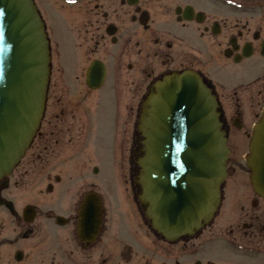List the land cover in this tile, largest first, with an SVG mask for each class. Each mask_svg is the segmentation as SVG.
Wrapping results in <instances>:
<instances>
[{"label": "flooded vegetation", "instance_id": "obj_1", "mask_svg": "<svg viewBox=\"0 0 264 264\" xmlns=\"http://www.w3.org/2000/svg\"><path fill=\"white\" fill-rule=\"evenodd\" d=\"M34 2L50 78L40 126L0 179V264H264V198L238 154L264 105V0ZM183 70L216 94L230 154L212 219L170 241L134 200L133 151L142 99L156 80ZM100 146L127 164L118 174L132 202L104 200L93 177ZM87 194L100 198L91 205L101 222L87 225L94 212H86L80 227Z\"/></svg>", "mask_w": 264, "mask_h": 264}, {"label": "water", "instance_id": "obj_2", "mask_svg": "<svg viewBox=\"0 0 264 264\" xmlns=\"http://www.w3.org/2000/svg\"><path fill=\"white\" fill-rule=\"evenodd\" d=\"M48 75V42L32 0H0V177L18 162L39 126ZM142 107L138 198L153 228L174 239L194 232L216 209L226 138L216 99L194 72L165 76ZM249 152L253 189L264 197V109Z\"/></svg>", "mask_w": 264, "mask_h": 264}, {"label": "rangeland", "instance_id": "obj_3", "mask_svg": "<svg viewBox=\"0 0 264 264\" xmlns=\"http://www.w3.org/2000/svg\"><path fill=\"white\" fill-rule=\"evenodd\" d=\"M105 146H100L99 149V158L97 159V162L94 163V166L97 167V174L93 175L95 177L99 184L102 187V194L104 197V200L106 201H116L118 200L115 198V196L121 195L122 187V181L119 177L118 170L123 168V163L119 160L113 161L110 159V157H107L104 151ZM239 153H245L246 151V145H243L239 149ZM90 163H88L89 165ZM29 180V181H28ZM28 183H24L23 185V192L25 196H29V192L31 191L32 180L27 179ZM25 181V182H26ZM70 182V180L68 181ZM129 199H122L121 202L127 203Z\"/></svg>", "mask_w": 264, "mask_h": 264}]
</instances>
